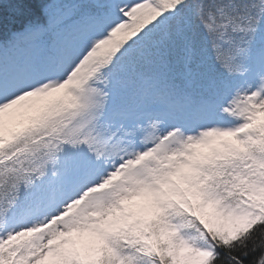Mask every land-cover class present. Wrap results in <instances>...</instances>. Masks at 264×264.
Wrapping results in <instances>:
<instances>
[{"label":"snow or ice","instance_id":"6c2138e0","mask_svg":"<svg viewBox=\"0 0 264 264\" xmlns=\"http://www.w3.org/2000/svg\"><path fill=\"white\" fill-rule=\"evenodd\" d=\"M0 264H264V0H0Z\"/></svg>","mask_w":264,"mask_h":264}]
</instances>
